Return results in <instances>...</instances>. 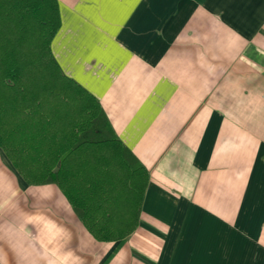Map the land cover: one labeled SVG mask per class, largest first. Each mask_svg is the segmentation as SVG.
Instances as JSON below:
<instances>
[{
	"label": "crops",
	"instance_id": "0c3cea01",
	"mask_svg": "<svg viewBox=\"0 0 264 264\" xmlns=\"http://www.w3.org/2000/svg\"><path fill=\"white\" fill-rule=\"evenodd\" d=\"M50 49L148 173L97 241L0 148V264H264V0H56Z\"/></svg>",
	"mask_w": 264,
	"mask_h": 264
},
{
	"label": "trees",
	"instance_id": "16d2710c",
	"mask_svg": "<svg viewBox=\"0 0 264 264\" xmlns=\"http://www.w3.org/2000/svg\"><path fill=\"white\" fill-rule=\"evenodd\" d=\"M56 0H0V148L28 184H55L97 241L138 225L148 173L50 42Z\"/></svg>",
	"mask_w": 264,
	"mask_h": 264
},
{
	"label": "rangeland",
	"instance_id": "374dc122",
	"mask_svg": "<svg viewBox=\"0 0 264 264\" xmlns=\"http://www.w3.org/2000/svg\"><path fill=\"white\" fill-rule=\"evenodd\" d=\"M28 184V183H27ZM46 184V183H45ZM53 184V183H52ZM29 185H42V184H29ZM64 196V195H63ZM64 198H65V196H64ZM66 199V198H65ZM66 201H67V199H66ZM68 202V201H67ZM68 204H69V202H68ZM70 205V204H69ZM71 207V206H70ZM72 209V208H71ZM73 211V210H72ZM74 212V211H73ZM76 215V214H75ZM77 216V215H76ZM79 219V218H78ZM80 221V220H79ZM81 222V221H80ZM82 223V222H81ZM86 229V228H85ZM129 235V234H128ZM127 235V236H128ZM93 237V236H92ZM94 238V237H93ZM96 240V239H95Z\"/></svg>",
	"mask_w": 264,
	"mask_h": 264
}]
</instances>
